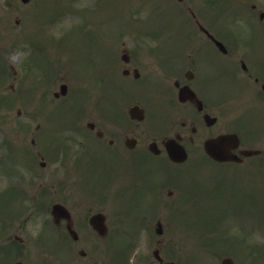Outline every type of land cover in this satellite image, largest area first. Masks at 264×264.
Returning a JSON list of instances; mask_svg holds the SVG:
<instances>
[{"label": "rangeland", "instance_id": "1", "mask_svg": "<svg viewBox=\"0 0 264 264\" xmlns=\"http://www.w3.org/2000/svg\"><path fill=\"white\" fill-rule=\"evenodd\" d=\"M70 1L76 2L77 5L81 6L82 3H86L90 9L95 11L97 17L105 16L106 20L104 19V23H106L110 29L114 23H117V16H121L123 13V10L121 12V8H119V5L117 2H115V0H100L98 8H94L91 6L92 0H30L25 3L22 0H0V69L2 73H0V78L4 77V79L0 81V144H3V139L7 140L9 138L10 146L13 147L18 144L22 147V149L20 148L18 150L20 152V156H17V153L9 156L8 150H0V158L2 156H5L0 160V163L1 161L2 163H5L6 160L10 161V166L8 165V163L6 164V172H9L10 170V172L16 173V163L21 164V167L25 169V162L31 161L29 150L26 149H28V147L32 148L31 140L33 137H35L36 125L41 124L43 128H46V119H50V115L48 113L43 114L36 111V109H39L38 105H41L39 102H43L42 106H45L48 103L46 97H42L41 93L45 94L46 96L53 97L54 105L56 106L48 107V111L50 113L52 112V108H56V111L59 109V107L62 106V100H57V98L53 96V90H55L58 86L57 83L53 84L52 80H49L47 83H42L46 78L45 75H43L42 73L41 75H37L35 78V75H33L32 73V68L22 74V76L24 75L22 78V76H18L15 74V70L12 68V66H20L21 64L24 65L27 56L30 54L28 62L34 65L39 72L41 69V65L47 64L46 55L50 51V55L52 56H54L55 53L57 54L58 60H56V64L57 66H60V70H62L59 71L60 73L68 71L71 72L73 67L77 68L79 66H83V69L87 71V67L85 65L86 61L84 59L88 56H83L80 53L81 58L76 61L74 60L75 58L73 55H71L70 52L64 51L61 47L53 46V41L50 42L51 38H55L50 36V30L54 29L53 24H51V26H48L50 20L54 18L66 20L67 22L64 23V26L70 27V22L68 20L73 17V13L62 12V14L57 15L62 11L64 5ZM137 1L138 0H135V2L132 4L134 6H132L131 8L139 7V4L141 2L152 3L151 0ZM160 3H164L166 7L164 5L158 6L157 4V7L153 11L152 18L148 20V24L159 26L162 28L165 27L173 19V14L170 10L171 8L177 14L178 21L175 20L170 23L166 32L176 33L175 37H177L180 33L184 32V30L181 29L182 21L180 20V16L178 13L181 7L176 2V0H160ZM129 5H122L125 8V11L130 8ZM131 8L130 14H132L134 11ZM116 12H118V15L116 14ZM91 14L93 13L91 12ZM140 19V21H145L143 17H141ZM186 19V26L192 27V24L189 23V21L191 22L190 16H186ZM178 22L180 23L179 28ZM90 31H92L93 33L95 32L94 29ZM83 32L89 31L86 28H83ZM162 32L161 34L154 33V36L156 38H166L167 36L164 35V32V34H162ZM84 35L85 34L72 36V32L69 31L66 36H62L61 40H70V47L73 50L87 51L89 44L88 40L82 38ZM167 40L168 46L176 44V42H173L172 39ZM160 42L162 43L164 41L158 40L154 43V45ZM128 43L131 44V40H128ZM227 61L228 59L226 60V63ZM231 66L234 68L236 66V63L231 62ZM241 72L242 69L238 66V74L241 78L239 82L242 85V89H237V92H243V94L240 95L237 99L233 100L236 102L230 103L232 102L230 101L228 102L229 104H227L225 107H221L222 112H225V114L227 112H235L234 117L228 122L227 120H223V123H221L223 125L221 126H215L216 133L224 130L227 123H230L234 129L238 130L237 125L240 122L238 115L241 114V116L243 117V114H250L256 110V107L252 102L254 101V99L250 100L249 97L250 93L255 90V86L252 82H248ZM21 78H25L27 83L31 82V84L35 88L31 87L30 85L25 86L24 88L21 87L22 92L20 95V86L22 80ZM12 84L14 85V89L11 87ZM248 89H250V91L245 94L244 91ZM90 92V97L94 100L96 96L95 90L92 89ZM66 102L71 103H65L67 105L65 113L68 111L76 112V110L74 111V109L78 105H74V102L70 98ZM89 102L93 103L92 101ZM81 106L84 109V107L87 105L84 103ZM81 106H79L78 109L82 112L83 110L80 109ZM19 110L20 113L18 112ZM53 113L54 112H52L51 114ZM58 117H64V113H59V111H56L55 120ZM59 123V121H56V124ZM39 132L40 129L38 133ZM18 133L21 134V137L17 136ZM245 145H250L251 147L258 146L255 137L252 138L248 136L246 137ZM23 148L26 149L24 150ZM201 155H203L201 151H196L192 156L191 162L199 158ZM257 162L258 161L255 158H248L243 163H238V165L235 164L225 167L224 175H219L217 177L220 178L216 179L215 177H210L209 175L215 176L218 171H221L222 169L219 167V165L210 162L206 158L200 160V164L206 165L203 167V169H208V166H210L209 175H204V180L209 181L207 182V184L210 187L217 188V190L219 191L218 195L221 196V199L224 197V195H236V197L233 196V201H230L229 197H226L223 200V204L225 205L221 207V213L226 217V223L225 225H222L223 222L221 223L222 228L219 235H216L215 237V235L212 234V245H215L214 248L205 249L198 238L199 232H188L180 229V226L177 227L178 230L175 233L167 231L165 234L160 236H162L165 241L175 240L179 235H183V237L188 236L191 239V245L179 246L177 249L167 248V255L175 257V259H177L182 264H221L222 258L227 255L234 257L235 264H251L253 261V264H264L263 244L258 245V248L260 250L256 253L254 259L251 256L252 254H255L253 252L254 244L257 241H264V168L259 167L257 165ZM55 165L56 167H58L57 163H55ZM239 166L240 168H237ZM225 170H227V173L225 172ZM42 171V174L46 172L45 169ZM124 182L126 183V179L124 180ZM195 185H203V183H197L191 180H187L184 183V186L189 187L188 191L193 194L195 199L197 200L199 194H197L198 189L196 187H193ZM191 187L194 191L191 190ZM238 189H241L242 191H238ZM34 190L35 188L31 189V195L32 193H34ZM201 190H203L202 187ZM253 192H255L254 196ZM31 195L29 196V198L31 197ZM85 198L87 204L92 203V211L105 206L107 207L108 221L110 224L111 233L108 234L105 240L100 239L99 245L98 243L97 245H93L90 243H88L87 245H78L76 250L71 255L66 256V258L70 259L68 264H82L83 262H87L89 258L90 261H92V264L97 262H100V264H106V261H110L113 257L111 256V252L113 251L112 245L108 243L111 239V234L114 233V229H112V227L117 228L118 226L120 227L123 225L124 228L122 233L124 235H127L132 232L127 231V226L135 223L139 224L138 229L133 233L135 234V239L137 240V250L144 251L143 256L146 259L151 260L153 258L152 250L157 244L156 239L159 238L158 234H156L155 231L157 220L159 219L157 214L147 213L146 215L137 213L135 215H132V213L128 216H121L120 214H122V211L120 207L117 206V204L119 203V201L116 200L117 196L106 194L105 192L100 194L101 200H97L98 193L97 195H95L93 191H86ZM23 199V196L17 197V201L21 203L23 202ZM64 201L66 203H69L66 200ZM244 201H249V205L244 204ZM168 212L169 211L163 212L164 216H161L164 220L162 221L165 222L166 230L170 225L175 224L174 220L177 221L176 214ZM235 212H237L238 215L234 216ZM112 213L115 216H112ZM116 213L118 214V216L116 215ZM233 225L243 228L241 235H238V237L231 236L228 239L220 238L222 234L227 233L229 227L233 228ZM30 226L31 225H29L28 227V234L32 235L29 230ZM217 232L218 231H216V234ZM204 235L205 238H208L207 232H204ZM149 236L153 238V241H151V237L149 240ZM244 236L247 239H244ZM128 237H131V235H129ZM114 239L116 241L120 240L121 238L117 235L114 236ZM82 249L86 250L87 256L81 254L80 250ZM31 252L33 253V256L35 254H39L37 249H35L34 247L31 249ZM197 257H201V259H199L198 261L196 260Z\"/></svg>", "mask_w": 264, "mask_h": 264}, {"label": "flooded vegetation", "instance_id": "2", "mask_svg": "<svg viewBox=\"0 0 264 264\" xmlns=\"http://www.w3.org/2000/svg\"><path fill=\"white\" fill-rule=\"evenodd\" d=\"M193 52L187 53L184 58H162L160 60L162 72L159 74L142 73L135 65H124L123 71H119L117 65H110V82L114 79L111 96L104 95L102 100L107 101L113 97L112 112L107 117L101 112L100 106H96L97 120L86 122L89 129L85 136L95 143L93 148L100 154L105 152L115 153L116 156L118 154L119 159L113 165L116 171L119 169L116 164L121 163L122 167L126 164L125 150H128L132 139L137 138L135 146L140 147L151 142L164 143L172 133L180 132L177 136L181 143L190 140L187 144H183L187 149L190 143H196L197 136L213 134V126H208L204 121V113L209 111L206 104H209L210 98L214 95V89L209 84V80L214 78L210 72L213 69V55L204 49H196ZM260 52L254 56V59L260 76L264 78V50ZM173 71L177 72L175 78H172ZM139 80H142L140 84L145 102L141 97L133 98L134 84ZM182 87L191 89L192 97H189L188 93L187 99H180L179 93ZM155 88L159 89L151 94L150 90ZM199 100L204 104L203 109L198 107ZM134 105L143 108L139 115L143 116V119H135L134 114L130 113ZM138 114L137 111V116ZM101 168L106 171L111 168L107 157H103ZM81 172H85V169H81ZM79 180L81 181L82 178L79 177Z\"/></svg>", "mask_w": 264, "mask_h": 264}, {"label": "water", "instance_id": "3", "mask_svg": "<svg viewBox=\"0 0 264 264\" xmlns=\"http://www.w3.org/2000/svg\"><path fill=\"white\" fill-rule=\"evenodd\" d=\"M228 136H221L217 138L216 140H213L209 143V151L212 155L217 156L218 152L226 153V156L233 157L230 153L229 149L224 148V145L226 143ZM226 149V150H225ZM225 150V152H224Z\"/></svg>", "mask_w": 264, "mask_h": 264}]
</instances>
